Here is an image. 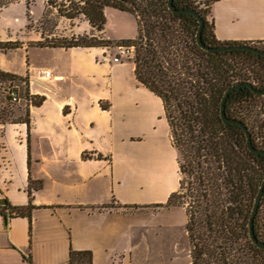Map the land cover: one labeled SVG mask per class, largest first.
I'll use <instances>...</instances> for the list:
<instances>
[{"label": "crops", "instance_id": "1", "mask_svg": "<svg viewBox=\"0 0 264 264\" xmlns=\"http://www.w3.org/2000/svg\"><path fill=\"white\" fill-rule=\"evenodd\" d=\"M208 19L218 41H264V0H218ZM135 26L96 33L134 38ZM41 39L26 5L0 7V42L18 43L0 50V70L43 98L28 125L0 124V206L27 205L29 182L41 183L30 218L0 213V264H68L70 249L91 251L92 264H155L175 232L187 238L185 209L158 206L180 179L161 99L136 80L133 56L113 62L111 46L33 44Z\"/></svg>", "mask_w": 264, "mask_h": 264}, {"label": "trees", "instance_id": "2", "mask_svg": "<svg viewBox=\"0 0 264 264\" xmlns=\"http://www.w3.org/2000/svg\"><path fill=\"white\" fill-rule=\"evenodd\" d=\"M32 1L25 0L27 12ZM167 1L46 0V8L55 10L58 17L71 21L81 16L97 32L104 29L106 8L129 13L136 21L137 34L120 40L97 39L93 33L56 38L37 30L42 39L33 44L133 47L136 80L161 99L171 143L178 154L179 187L158 206L185 209L189 264H264V248L253 243L248 234L249 218L264 176V155L249 151L242 127L225 124L220 116L221 100L230 86L250 82L256 89H264V56L246 50L202 49L196 41L197 18L171 12ZM216 1L173 0V4L176 9H194L202 16L201 38L206 46L246 44L264 50V41L221 42L215 38L213 22L207 16ZM17 46V42H0V50ZM10 85L32 106L43 100L30 94L27 78L0 70V100L6 105L0 106V124L20 121L28 125L29 107L10 105L8 101ZM16 107L24 108L22 114L10 118ZM225 113L248 128L254 147L264 149L255 136V128L260 137L263 135L264 95L247 86L239 87L229 93ZM40 187L39 181H30L29 203H6L0 206V213L30 218L34 209L32 192ZM253 228L256 238L264 241V191ZM68 264H92L91 251L70 249Z\"/></svg>", "mask_w": 264, "mask_h": 264}, {"label": "rangeland", "instance_id": "3", "mask_svg": "<svg viewBox=\"0 0 264 264\" xmlns=\"http://www.w3.org/2000/svg\"><path fill=\"white\" fill-rule=\"evenodd\" d=\"M45 3L46 0H34L29 3L30 6L27 12V17L29 18L30 31L43 30L44 33L52 34L51 37L56 38L70 37L73 31H78V35L93 33L97 39H103L99 33H96L97 31L92 30L91 28H89V33L83 32L84 27L81 26L82 22L85 21L83 17L80 16L79 18L71 21L58 17L55 10L46 8ZM2 5H26V3L25 0H0V6ZM6 15L11 16L12 18L15 16L13 13H6ZM25 16L24 12L19 13V18L21 20H25ZM123 25H126L127 29L131 30L136 28L135 21L129 14L121 13L116 10H110L108 16H106L105 23L107 34L110 36L119 34L118 31L121 27H123ZM111 47H113L112 54H118L117 45L112 44ZM10 118H14V115L12 114ZM255 136L258 142L264 144V132L262 137H260L258 129L255 128ZM173 235L176 236L175 239L171 240V242H168L167 244H164L162 247L164 257L161 259L157 258L155 264H189V250L184 228L180 230L179 233L175 232Z\"/></svg>", "mask_w": 264, "mask_h": 264}, {"label": "water", "instance_id": "4", "mask_svg": "<svg viewBox=\"0 0 264 264\" xmlns=\"http://www.w3.org/2000/svg\"><path fill=\"white\" fill-rule=\"evenodd\" d=\"M167 5H168V9L173 13H189V14L194 15L197 18L199 26H198V30H197V34H196V41H197V44L202 49L213 50V51L246 50V51H250V52L259 54L261 56H264V50L263 49H260L258 47L252 46V45L236 44V45L219 46V47L206 46L202 42V38H201V30H202L203 23H204L202 16L194 9H176V7L173 4V0H168ZM242 86L249 87L253 92H255L258 95H264V89H256L250 82H242V83H237L235 85H232L225 91V94L222 97L221 105H220V116H221L222 121L225 124H238L242 127L244 134H245V137H246L247 148L249 151H251L253 153H259V154L264 155V149L256 148L252 144L251 134H250L248 128L241 121L227 117V115L225 113V102H226V99H227L229 93L232 92L233 90L239 88V87H242ZM263 191H264V176H263L261 183L259 185V189H258L256 197H255L254 205H253L251 215L249 218V223H248V234H249L251 241L253 243H255L258 247H261V248H264V241H259L256 238L255 233H254V228H253V220H254L255 214L257 212L258 205H259ZM2 203H4V201Z\"/></svg>", "mask_w": 264, "mask_h": 264}, {"label": "built area", "instance_id": "5", "mask_svg": "<svg viewBox=\"0 0 264 264\" xmlns=\"http://www.w3.org/2000/svg\"><path fill=\"white\" fill-rule=\"evenodd\" d=\"M118 48V54L114 55L112 57L113 62H118L122 59L129 58L133 56V47H126V46H117ZM50 72L45 71L44 76L47 77L49 76ZM14 85H10L8 87V90L6 91V94L10 97L8 100L10 105H23V107L28 106L31 107V101L28 99L22 98L19 93L14 89ZM10 90V91H9Z\"/></svg>", "mask_w": 264, "mask_h": 264}]
</instances>
